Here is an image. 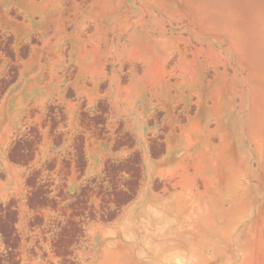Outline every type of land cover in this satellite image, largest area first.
I'll list each match as a JSON object with an SVG mask.
<instances>
[{
    "label": "rangeland",
    "instance_id": "rangeland-1",
    "mask_svg": "<svg viewBox=\"0 0 264 264\" xmlns=\"http://www.w3.org/2000/svg\"><path fill=\"white\" fill-rule=\"evenodd\" d=\"M0 264H264V0H0Z\"/></svg>",
    "mask_w": 264,
    "mask_h": 264
},
{
    "label": "crops",
    "instance_id": "crops-1",
    "mask_svg": "<svg viewBox=\"0 0 264 264\" xmlns=\"http://www.w3.org/2000/svg\"><path fill=\"white\" fill-rule=\"evenodd\" d=\"M168 136H166V135H164V137H163V139H162V141L164 142V143H167V141H168V138H167ZM170 143V142H169ZM174 145H172V144H169V146L168 145H166L165 144V152L168 150L169 151V153L171 152V156H173V151H175L174 150ZM173 148V149H172ZM171 149V150H170ZM166 156V155H165ZM164 156V158H162V162H169V160H170V158H167V156L165 157ZM172 160H170V162H171ZM174 162H178L176 159L174 160ZM165 165H166V163H165ZM181 194V196H184V194H182V192H179L178 194H176L177 196L178 195H180ZM144 196L142 197L143 199H142V201H141V204L140 205H138L137 207H136V209H135V211H138V212H144V214H146V215H149L150 213H152V211H154L155 212V209H153V208H151V202H150V193L149 192H146V193H144L143 194ZM168 205L169 204H165L164 205V208L163 209H161V210H159V212H161L162 214H160V216H162V215H164L165 213H163V212H165V210H166V207L168 208ZM158 211V210H157ZM150 216V215H149ZM156 216H157V214H156ZM158 231H164L163 229H158Z\"/></svg>",
    "mask_w": 264,
    "mask_h": 264
}]
</instances>
